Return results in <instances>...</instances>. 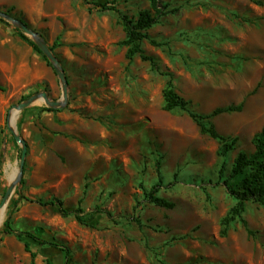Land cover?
Here are the masks:
<instances>
[{
  "label": "rangeland",
  "instance_id": "rangeland-1",
  "mask_svg": "<svg viewBox=\"0 0 264 264\" xmlns=\"http://www.w3.org/2000/svg\"><path fill=\"white\" fill-rule=\"evenodd\" d=\"M162 1L172 11L148 30L143 48L160 72L172 73L195 111L241 105L212 119L220 133L238 137L227 157L186 111L164 109L169 76L139 55L126 57L119 12L90 11L84 0H0V8L23 17L55 47L70 81L62 113L42 115L46 105L38 103L16 120L28 143L27 191L59 198L68 209L82 200L94 224L23 201L13 226L70 250L67 258L59 248L33 243L35 264H264L263 205L249 203V229L236 222L226 236L220 233L235 203L223 179L240 150L254 151L252 138L264 125V0ZM114 2L131 18L150 7L149 0ZM45 64L0 23V202L6 169H18L20 159L11 111L45 87L51 98L62 96L57 74ZM159 159L158 193L175 202L171 209L144 195V187L158 183ZM9 210L8 204L0 224V264H32L23 242L3 232Z\"/></svg>",
  "mask_w": 264,
  "mask_h": 264
},
{
  "label": "trees",
  "instance_id": "trees-1",
  "mask_svg": "<svg viewBox=\"0 0 264 264\" xmlns=\"http://www.w3.org/2000/svg\"><path fill=\"white\" fill-rule=\"evenodd\" d=\"M113 1L98 2L95 0H84L86 8L90 11L101 10V11H117L122 16V23L126 32V38L121 42L123 45L127 46L126 57L132 61V59L139 55L143 60H149L152 65L153 71L157 73H162L163 75H168L169 79L163 90V96L165 100L164 109L167 111H173L181 109L186 111L189 116L196 122L200 127L202 133L208 134L214 139H217L220 143L219 154L222 157H227L231 151L236 149L238 137H233L229 135H224L220 133L212 122L213 117L227 111L240 110L239 106H228V107H218L214 109L209 114H201L195 111L192 107V102L186 99L181 94L178 93L174 77L172 73L160 72L159 65L153 56L147 55L143 48V41L149 38L148 30L158 24L161 19L167 14L171 13L172 10L168 8L167 4H164L162 0H149L150 7L140 11L137 18H131L126 14H123L120 8ZM6 12L11 13V9ZM14 16L22 19L25 23L29 24L23 17L14 14ZM0 23L10 26L15 33L26 43H28L33 50L39 54L50 66L52 65L48 58L39 49L38 45L20 28L11 24L6 19L0 17ZM44 37V35L41 34ZM48 43V41H47ZM152 43L158 44L156 41L152 40ZM49 44V43H48ZM50 48L54 51L55 47L50 45ZM59 57V55H57ZM54 70V69H53ZM70 82V81H69ZM42 91L48 93V89L43 88ZM39 92V91H37ZM49 94V93H48ZM33 95V93L23 96V100L27 99ZM69 105V104H68ZM68 105L66 108H68ZM65 108V109H66ZM41 111H60V109L51 108L48 106H43ZM254 145V151L249 153L244 150H240L233 160L231 173L224 180L226 188L230 195L233 197L235 203L227 212V214L221 220V235L226 236L228 234L229 228L236 222H242L247 229L248 223L244 218V214L247 211L250 202L259 203L264 206V125L260 131L254 134L252 138ZM161 160H158V183L153 184L150 189H144V195L147 201L154 203L157 206L163 208H174L175 202L168 200L167 198L159 195L160 188L164 183L163 174L160 168ZM224 168L220 171L223 177ZM0 175H1V162H0ZM23 201L36 202L42 206L53 205L57 206L61 215L63 217L73 216L77 221L86 225H94L88 222L86 216L84 215L85 209L80 204L76 208L68 209L64 206V203L59 198H49L45 199L33 195L27 191V182L23 178L20 188H17L15 194L12 196L9 202V212L6 220L4 221L3 232L8 235H14L18 240L23 242L25 251L29 252L32 257V264H35V258L37 257V252L33 250L32 244L37 243L40 245H49L61 249L65 256L68 258L70 256V250L62 244L52 242L36 235L31 230H20L13 226V214L19 210L20 205ZM110 217H113L111 213H108ZM138 223L139 220L135 219ZM250 232V230H248ZM48 264H52L48 262Z\"/></svg>",
  "mask_w": 264,
  "mask_h": 264
},
{
  "label": "water",
  "instance_id": "water-1",
  "mask_svg": "<svg viewBox=\"0 0 264 264\" xmlns=\"http://www.w3.org/2000/svg\"><path fill=\"white\" fill-rule=\"evenodd\" d=\"M0 17L6 19L11 24L17 26L18 28L22 29L29 37L38 45L39 49L43 52V54L48 58L50 61L55 73L57 74L61 87H62V96L60 99H53L50 95L43 91L39 93H35L22 101L21 103L14 106V109L11 111L9 116V121L14 126H11V131L14 134L15 140L20 146V159L18 164V169L16 175L9 179L7 189L4 193V196L0 202V213L2 210H6L12 196L14 195L17 188H20L21 182L24 178V171L25 165L27 161V154H28V143L26 139L18 132L17 127L15 126L16 120L20 113L30 107L32 105L38 103H44L46 106L56 109H64L69 104L70 92H69V78L66 74V70L57 56V54L50 48L49 44L45 40L43 36L29 24L25 23L22 19L14 16L13 14L0 10Z\"/></svg>",
  "mask_w": 264,
  "mask_h": 264
},
{
  "label": "crops",
  "instance_id": "crops-1",
  "mask_svg": "<svg viewBox=\"0 0 264 264\" xmlns=\"http://www.w3.org/2000/svg\"><path fill=\"white\" fill-rule=\"evenodd\" d=\"M0 10H2V11H7L8 9H3V8H0ZM18 36V35H17ZM19 37V36H18ZM19 39L21 40V41H23L20 37H19ZM23 42H25V41H23ZM26 43V42H25ZM29 47H31L28 43H26ZM32 48V47H31ZM32 50H33V48H32ZM34 51V50H33ZM39 55V54H38ZM45 63H46V61H45ZM46 66L48 65L47 63L45 64ZM63 110V109H62ZM62 110H60V111H57V112H55V111H43L42 112V115H44V114H46V115H48V117H51L52 118V116H54V117H56V114L58 115V113H62L63 111ZM53 114V115H52ZM47 144H48V146H50L51 147V143H50V141H47ZM32 194V193H31ZM32 231V230H31ZM32 232H34V231H32ZM35 233V232H34ZM36 234V233H35ZM36 235H38V234H36ZM39 236V235H38Z\"/></svg>",
  "mask_w": 264,
  "mask_h": 264
},
{
  "label": "bare ground",
  "instance_id": "bare-ground-1",
  "mask_svg": "<svg viewBox=\"0 0 264 264\" xmlns=\"http://www.w3.org/2000/svg\"><path fill=\"white\" fill-rule=\"evenodd\" d=\"M8 167V166H7ZM6 172H7V177L9 179H11L12 177H14V175H16L17 173V168H15L14 166L12 165H9V167L6 169ZM4 213H5V210H2L1 213H0V224L3 222V218H4Z\"/></svg>",
  "mask_w": 264,
  "mask_h": 264
}]
</instances>
